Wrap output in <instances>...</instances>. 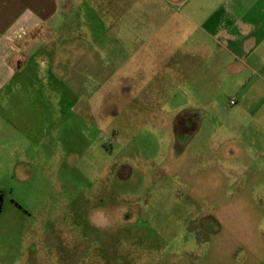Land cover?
<instances>
[{"label": "rangeland", "instance_id": "1", "mask_svg": "<svg viewBox=\"0 0 264 264\" xmlns=\"http://www.w3.org/2000/svg\"><path fill=\"white\" fill-rule=\"evenodd\" d=\"M73 10L71 48L46 39L23 71L45 79L0 98V264H264V109L240 110L238 61L213 44L189 54L188 81L140 82L116 43L85 48L106 24L88 2Z\"/></svg>", "mask_w": 264, "mask_h": 264}, {"label": "crops", "instance_id": "2", "mask_svg": "<svg viewBox=\"0 0 264 264\" xmlns=\"http://www.w3.org/2000/svg\"><path fill=\"white\" fill-rule=\"evenodd\" d=\"M108 1L0 0V98L12 91L15 92V87L19 89L21 81L24 82L30 77L33 80L41 77L45 79L44 74L29 75L23 72L29 61V52L31 53L34 48L43 49L41 45L45 44L46 39L51 48L63 46L71 48V44L74 43L72 35L70 34L69 38L62 36L60 18L63 12H67L70 18L72 16L77 18L78 11L72 9L76 8L78 2L81 4L88 2L95 12L93 15H96V18H103L99 21L100 26L106 24V27H102L101 32L94 31L96 36L88 32V35L91 33L88 37L90 43L85 46L86 49H97L103 53L105 48H109L110 43L111 45L116 43L118 61L120 60L123 65L132 61L133 69L130 73H133L136 79L140 82H161L160 85L166 87L168 82L188 81L191 74L190 53L201 58L216 55L213 50V44H216L239 63L234 69L236 77L231 86L241 102L244 96L247 97L245 105L241 104L240 110L255 117L262 112L264 10L251 8L255 3L264 0H197L200 3L197 5L198 8L194 9L191 8L192 3L188 5L190 0H128V3L119 0L121 2L112 9L107 8ZM211 1L215 2L213 9H200V6L207 5L203 2ZM99 2L102 9L98 7ZM176 12L181 18L174 22L171 18ZM190 21L194 25L192 32L195 33L197 30V41L194 43L186 41L189 37V26L187 28L186 23ZM68 29V33L65 34L70 33L71 25ZM172 30L181 32L183 38L172 41L170 37ZM75 48H79L78 44ZM125 49H132V53H126ZM51 63L55 65L56 59H52ZM249 74L259 76L263 84L259 87L256 85L251 90H241L245 84L242 82ZM173 89L174 84L171 85V90ZM251 91L259 94L260 100L256 103L248 99L253 97L249 94ZM235 101L236 99L234 103Z\"/></svg>", "mask_w": 264, "mask_h": 264}, {"label": "trees", "instance_id": "3", "mask_svg": "<svg viewBox=\"0 0 264 264\" xmlns=\"http://www.w3.org/2000/svg\"><path fill=\"white\" fill-rule=\"evenodd\" d=\"M176 131H178L177 128H176ZM2 198H3V197H2V193H0V209H1L2 204H3V203H2V202H3V201H2Z\"/></svg>", "mask_w": 264, "mask_h": 264}, {"label": "built area", "instance_id": "4", "mask_svg": "<svg viewBox=\"0 0 264 264\" xmlns=\"http://www.w3.org/2000/svg\"><path fill=\"white\" fill-rule=\"evenodd\" d=\"M230 103H231V104L234 103V99H231V100H230Z\"/></svg>", "mask_w": 264, "mask_h": 264}, {"label": "flooded vegetation", "instance_id": "5", "mask_svg": "<svg viewBox=\"0 0 264 264\" xmlns=\"http://www.w3.org/2000/svg\"><path fill=\"white\" fill-rule=\"evenodd\" d=\"M181 122H182V121H180V125H181ZM179 131H180V130H179Z\"/></svg>", "mask_w": 264, "mask_h": 264}]
</instances>
